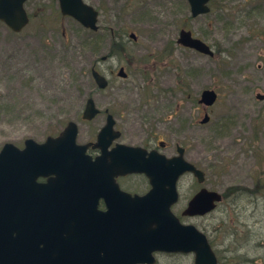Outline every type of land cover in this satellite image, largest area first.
Here are the masks:
<instances>
[{
	"label": "rangeland",
	"instance_id": "1",
	"mask_svg": "<svg viewBox=\"0 0 264 264\" xmlns=\"http://www.w3.org/2000/svg\"><path fill=\"white\" fill-rule=\"evenodd\" d=\"M99 11L98 30L62 16L57 0H32L29 24L19 33L0 22V149L41 143L77 124V143L94 141L113 115L116 143L165 142L167 157L203 168L204 187L223 193L264 177V0H212L210 12L192 18L186 0H89ZM110 27V28H109ZM207 43L209 57L176 43L180 29ZM111 31L119 40L115 46ZM137 36L132 41L128 34ZM117 39V38H116ZM98 62L109 80L97 91L87 72ZM124 68L127 78L117 76ZM216 102L198 104L203 90ZM100 114L81 118L88 97ZM207 113L210 120L200 121ZM260 165L261 171L256 172ZM199 186L186 174L178 182L180 215ZM205 217H185L210 242L217 264H264V198L235 193ZM153 264H193V253H156Z\"/></svg>",
	"mask_w": 264,
	"mask_h": 264
},
{
	"label": "water",
	"instance_id": "2",
	"mask_svg": "<svg viewBox=\"0 0 264 264\" xmlns=\"http://www.w3.org/2000/svg\"><path fill=\"white\" fill-rule=\"evenodd\" d=\"M27 1L0 0V22L14 33L21 32L29 23L24 8ZM58 1L63 16L97 30V12L91 6L82 0ZM187 1L194 18L210 11V0ZM177 44L214 56L211 48L188 30L180 31ZM91 75L98 89L108 87L107 78L97 70L92 69ZM118 76L126 78L123 68ZM256 98L264 100V95L257 94ZM216 100L217 93L206 89L198 103L210 107ZM99 113L94 99L89 97L82 119L91 121ZM208 121L206 113L200 122ZM114 126L113 116L107 114L93 145L101 150V155L94 160L85 153L89 144H77V124L72 121L57 137H48L43 143L27 139L22 150L12 143L2 146L0 264H20L13 258L15 253L37 250L41 243L43 251L52 253V264H151L154 252H192L194 264H216L206 237L193 225L182 224L171 211L178 199V179L190 173L202 183L204 173L185 160L184 149L179 145L177 155L172 157L124 144L109 150L111 143L121 136ZM135 173L145 174L151 189L143 196L121 193L115 177ZM40 177L52 184L38 186L36 179ZM106 183L117 187L118 197L107 202V210L100 212L94 191ZM51 189L55 191L52 195ZM31 192L37 194L36 201H32ZM220 200V194L203 188L189 201L183 215L205 214ZM48 236L49 248L45 244Z\"/></svg>",
	"mask_w": 264,
	"mask_h": 264
},
{
	"label": "flooded vegetation",
	"instance_id": "3",
	"mask_svg": "<svg viewBox=\"0 0 264 264\" xmlns=\"http://www.w3.org/2000/svg\"><path fill=\"white\" fill-rule=\"evenodd\" d=\"M29 1H32V0H28L27 2H29ZM82 1L85 4L91 6L97 12V25H98V18H99L98 8H96L89 0H82ZM111 1L115 2L116 0H111ZM57 2H58V0H57ZM186 2H187V0H186ZM26 3H25V5H26ZM58 7H59V3H58ZM29 18H30V16H29ZM67 18H70V17H67ZM79 25L82 28H84L81 24H79ZM84 29L85 30H89V29H86V28H84ZM182 29L183 28H181L180 31ZM89 31H91V30H89ZM180 31L178 33V38H179ZM131 34H134V33L133 32L129 33L128 37L132 41H136L137 40L136 34H134L135 35L134 37L131 36ZM111 36H112L111 37V41H112V39H115L116 41L120 39L119 36L114 31H111ZM178 38L176 39V43H177ZM113 56H114V54H112L110 56L107 55L106 59L109 60ZM104 62H105V60H104ZM120 68H122V67H120ZM115 129H116V124H115ZM93 143H94V141H88L85 144H93ZM115 145H116V141L113 142L110 145L109 149H112ZM164 146H165V142H163L162 140L161 141L160 140H153L151 142L142 143L139 147H141L142 149L146 150L149 153L151 151L160 152V149L164 148ZM86 154L91 156L92 159H95L96 157H98L101 154V150L95 149V148H92V146H89L87 148V150H86ZM195 167L198 170H200V171H202L204 173V181L202 183H199L197 181V179L194 177L196 179L197 185L199 186V188L195 192V194L198 193L201 189L205 188V189H207L209 191L216 192V193L220 194L221 200L214 202L212 207H211V209L208 212H206L205 214L194 215V216H191V217H205L206 215L212 213L217 208V206L220 205L221 203L224 205V203H226L225 201L228 198H230L235 193H244L245 195H247L249 198H251L253 200V203L255 205H256L257 201H259L261 203L262 199L264 198V177H262V176H260L258 178L257 176L252 175L251 176L252 177V184L250 186L232 187V188L227 189L226 191H224L221 194L218 191H215V190H212L210 188L204 187L203 184H204V182L206 181V178H207L206 171L203 170V168L200 167V166L196 165ZM255 171L256 172L257 171L258 172L261 171L260 165L256 166V170ZM106 174L108 175V173H106ZM51 177H53V176H50V178ZM114 180H115V184L117 185V187H118V189L120 190L121 193H123L125 195H130L132 197L136 196V195L137 196H143L151 189V185H150L149 179L146 177L145 174H141V173L126 174V175H122V176H117V177H115ZM36 184L38 186H40V187H44V186H47L49 184H52V182L48 181L47 178H45V179L38 178V179H36ZM117 187L113 183L112 184L106 183L101 188L98 187L97 190L94 191V194L96 196H98V202H97V210L98 211L105 212L107 210L106 203L107 202H112L113 200H115L118 197ZM27 189L28 188H25V190H27ZM177 191H178V195H179L178 185H177ZM27 192H30V191H27ZM36 192H38V189L36 190ZM52 193H55V191H53L51 189L49 191V194L52 195ZM30 194H31L32 201H36L38 199V197H36L37 194L34 195L33 192H31ZM191 198L188 200L185 208L180 212V215H178V214L173 212L181 222H182L183 218L188 217V216L183 215V213H184L185 209L187 208L188 203L191 200ZM23 199H25V198H23ZM23 199H22V201H23ZM178 201H179V199H178ZM178 201H177V203H178ZM177 203L172 207V211H173V208L177 205ZM183 224H185V223H183ZM206 240H207L208 244L210 245V242L208 241L207 237H206ZM49 242H50V236H48L46 238V243L45 244H46L47 248L50 247V243ZM43 247H44V245H43V243H41L39 245V247L37 248V250L21 251V252L19 251L18 253H15L16 256H13V258L16 257L18 259L17 262L20 263V264H52V253L49 252L47 249H46V251H43ZM210 248L212 249L211 245H210ZM156 253H161V252H156ZM156 253H154V254H156ZM217 263L218 262L216 260V264ZM193 264H194V262H193Z\"/></svg>",
	"mask_w": 264,
	"mask_h": 264
},
{
	"label": "trees",
	"instance_id": "4",
	"mask_svg": "<svg viewBox=\"0 0 264 264\" xmlns=\"http://www.w3.org/2000/svg\"><path fill=\"white\" fill-rule=\"evenodd\" d=\"M115 41H116L115 39H112V42L114 43V45L117 46L118 44L115 43ZM112 54H114V53H113V50H110L109 53H107L108 56H110V55H112ZM97 61L100 62V61H101V57H100L99 60L94 61V62L91 64L90 68H88V70H87V72H88V74H89V77H90V80H91V83H93V85H94V82L92 81V78H91V69L94 68V67H95L96 69H98ZM94 86H95V85H94Z\"/></svg>",
	"mask_w": 264,
	"mask_h": 264
}]
</instances>
